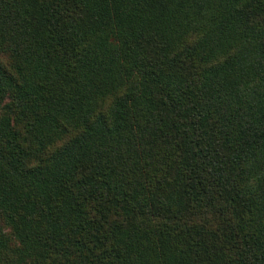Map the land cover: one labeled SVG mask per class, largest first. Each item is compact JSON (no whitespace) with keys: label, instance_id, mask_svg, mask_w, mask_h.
<instances>
[{"label":"trees","instance_id":"1","mask_svg":"<svg viewBox=\"0 0 264 264\" xmlns=\"http://www.w3.org/2000/svg\"><path fill=\"white\" fill-rule=\"evenodd\" d=\"M0 264H264V0H0Z\"/></svg>","mask_w":264,"mask_h":264}]
</instances>
